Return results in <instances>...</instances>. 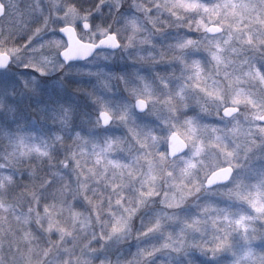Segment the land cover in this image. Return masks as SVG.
<instances>
[{"label": "clouds", "instance_id": "obj_1", "mask_svg": "<svg viewBox=\"0 0 264 264\" xmlns=\"http://www.w3.org/2000/svg\"><path fill=\"white\" fill-rule=\"evenodd\" d=\"M0 264H264V0H0Z\"/></svg>", "mask_w": 264, "mask_h": 264}]
</instances>
